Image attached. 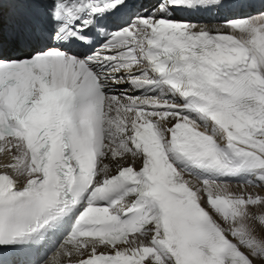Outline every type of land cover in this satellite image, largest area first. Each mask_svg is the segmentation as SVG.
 I'll return each instance as SVG.
<instances>
[{"label":"snow or ice","instance_id":"obj_1","mask_svg":"<svg viewBox=\"0 0 264 264\" xmlns=\"http://www.w3.org/2000/svg\"><path fill=\"white\" fill-rule=\"evenodd\" d=\"M0 152V264H264V0H0Z\"/></svg>","mask_w":264,"mask_h":264},{"label":"bare ground","instance_id":"obj_2","mask_svg":"<svg viewBox=\"0 0 264 264\" xmlns=\"http://www.w3.org/2000/svg\"><path fill=\"white\" fill-rule=\"evenodd\" d=\"M199 26H203V27L209 28L211 30L220 27V25L214 20L208 21L206 24H199ZM9 162H11V157L6 153L4 156L0 157V169H4V170L10 172V170L5 169L4 167H2V165L6 164V163H9ZM128 163H134L137 166H139L141 161L136 160V161L133 162V158L132 157H128L126 162H125V164H128Z\"/></svg>","mask_w":264,"mask_h":264}]
</instances>
